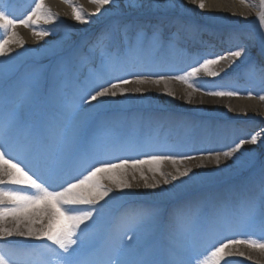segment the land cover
I'll use <instances>...</instances> for the list:
<instances>
[{
  "label": "bare ground",
  "instance_id": "obj_1",
  "mask_svg": "<svg viewBox=\"0 0 264 264\" xmlns=\"http://www.w3.org/2000/svg\"><path fill=\"white\" fill-rule=\"evenodd\" d=\"M34 2L0 0V7L11 18L19 20L30 14ZM201 2L203 9L199 8ZM44 4L54 21L61 22L40 20L29 27L18 25L16 34L5 46L4 56L0 57V106L3 105L0 121L8 116L7 100L15 99L27 125L33 122L41 127L51 125L61 133L67 130L69 138L78 131L82 141L102 134L106 125L111 126L108 135H128L129 131L143 137L161 135L158 141H153L156 146L148 147L146 152L128 151L119 155L129 160L151 153L170 154L176 158L175 163L169 159L158 165H144L139 170L127 169L126 175L120 178L130 183L131 188L123 190L108 179L113 174H101V182L111 189L109 196L100 201V204L112 202L108 214L111 235L114 231L117 239L133 248L163 249L167 245L165 242H181L183 238L179 232L190 233L191 222L200 224L203 217L211 219L214 210L225 202H238L259 194L264 175V99H261L264 77L259 71H250V66L261 69L264 62L257 55L254 57L259 59L258 63H251L250 55L258 54L259 39L264 46V20L261 19L264 17V0H114V6L100 5L93 0H44ZM75 10H81L90 22L80 24L74 17ZM92 13L100 15L90 16ZM251 20L254 22L246 24ZM137 26L142 27L146 35L157 26L165 38L179 34L176 47L156 50L157 55L168 58L170 64L159 66L154 61L144 60L154 50L147 44L142 54L129 50L125 53L126 48L135 43ZM43 30H50V34L44 37L35 34ZM5 38V30L0 29V41ZM89 46L94 48L96 55L88 50L90 55H87L83 51V47ZM235 50L242 51L239 58L231 55ZM109 53L114 57H128L137 62V66L141 64L129 72L116 68L108 71L119 76H147L150 82L121 85L127 95H120L119 90L114 89L118 92L115 97H99L91 104L85 103L79 115L66 113L70 105L64 104V100L69 102L76 93L73 77L81 76L87 68L105 72L104 62ZM184 55L188 56L187 60ZM220 56L225 59L209 68L219 75L210 76L203 68L193 74L192 70L205 59ZM78 57H84L83 62H78ZM61 66L70 67V75L65 72L59 91H54L56 70ZM179 75L186 79L154 83L160 76ZM84 77L90 87L88 76ZM34 88L38 91L33 92ZM136 88L141 92H135ZM220 90L235 91L238 95L206 94ZM29 94L31 99H27ZM47 99L54 101L55 110L66 113L51 124L48 123L50 109L45 105ZM161 122L163 127L158 125ZM253 136L257 138V144L250 142ZM240 140L248 142L231 157H225L223 152L231 151ZM200 144L210 146L201 148ZM159 145L161 148L156 149ZM178 147L182 148L175 150ZM217 154L220 155L219 163ZM186 156L194 158H183ZM254 166L257 169L253 171ZM185 170L188 176H179V172ZM174 176L179 178L174 180ZM165 180L169 183H164ZM5 226H13L11 219ZM34 227L40 229L42 225ZM241 228L233 231L218 228L212 235L217 238L214 243L199 244L188 257L191 264H208L210 249L223 239L248 238L264 242V230ZM174 234L177 235L175 241L172 239ZM129 235L133 236L132 240H128ZM11 239L59 251L48 241ZM7 247L8 241L0 240V252ZM53 255L50 258L47 254V264H58V260H53L58 257ZM224 259L233 264H264V250L246 244L232 245L225 249ZM221 264H224L223 260Z\"/></svg>",
  "mask_w": 264,
  "mask_h": 264
},
{
  "label": "snow or ice",
  "instance_id": "obj_2",
  "mask_svg": "<svg viewBox=\"0 0 264 264\" xmlns=\"http://www.w3.org/2000/svg\"><path fill=\"white\" fill-rule=\"evenodd\" d=\"M93 2L114 6V0H93ZM199 8H204L202 2ZM99 15L100 13L90 14V16ZM74 17L80 24L90 22V19H85L81 10H75ZM261 19L264 20V17ZM40 20H44L45 23L55 22L50 9L45 8L44 0H35L30 14L19 20L11 18L10 14L0 7V29L5 30L7 34V38L0 41V57L4 56L5 46L16 34L15 28L18 25L29 27ZM35 34L44 37L50 34V30ZM178 41V33L165 38L157 26L146 35L143 28L137 26L135 43L129 51L138 53L146 44L154 50L165 46L174 48ZM231 55L239 58L242 51H232ZM222 59L225 57L207 58L192 72L195 74L203 68L210 76H217L219 73L209 71V68ZM83 60L84 57H78V62ZM136 66L137 62L130 61L128 57H114L109 53L104 62L106 71L101 74L103 82L97 78L95 72L91 73L87 95L80 97L79 106L73 105L71 111L79 115V112L84 110L83 104H91L99 97H115L118 92L114 89L119 90L120 95H127L121 85L133 82L149 83L147 76H119L113 71H108L116 68L129 72ZM250 71H259L264 77V68L257 69L252 65ZM65 72L70 75V67L61 66L56 70L57 83L54 91H59ZM166 79L183 81L186 77L160 76L154 83L159 84ZM36 91L38 89L34 88L33 92ZM134 91L141 92V89L136 88ZM167 94L172 95L171 92ZM206 94L219 97L238 95L235 91L223 90ZM31 98L29 94L27 99ZM261 99H264V96H261ZM7 103L8 116L0 121V240H7L8 247L0 252V264H37V261L39 264H47L45 257L49 252L58 257V264H191L188 257L196 251L199 244L211 240L218 228L231 229L242 226L259 227L264 230V175H262L258 195H249L238 202H225L214 210L211 219L203 217L200 224L191 229L190 233L179 232L183 238L181 242L169 244L163 249L154 248L151 251H145L142 246L133 248L131 244H125L108 231V214L112 202L100 204V201L109 196L111 189L101 182V174H113L109 175L108 179L117 188L123 190L131 188L130 183L120 178L126 175L127 169L139 170L144 165H158L169 159L175 163L176 158L170 154L159 153H151L131 160L122 158L120 153L156 145L149 137L108 135L111 127L108 125L105 126L102 134L87 141H82L78 131L69 138L67 130L61 133L59 129L51 126L45 130L27 125L16 107V100L8 99ZM247 142L240 140L231 151H224L223 155L231 157L234 151H239ZM250 142L258 143L255 136L251 137ZM219 160L220 155L217 154V163ZM179 176H188V171L179 172ZM179 176H174L172 179H178ZM164 183L167 184L169 181L165 180ZM98 204L99 208L96 207ZM9 219L12 227L5 226V222ZM88 221L91 223H86ZM36 224L42 227L36 229L34 227ZM81 225L86 226L81 228ZM13 237L48 241L51 245L57 246L59 251L51 247L40 248L21 240H12ZM132 239L133 236L129 235L128 240ZM172 239L175 241L177 235L174 234ZM241 244L264 250V242L255 239H223L210 249L211 259L208 264H221L222 260L224 264H233V261L224 259L225 249Z\"/></svg>",
  "mask_w": 264,
  "mask_h": 264
},
{
  "label": "rangeland",
  "instance_id": "obj_3",
  "mask_svg": "<svg viewBox=\"0 0 264 264\" xmlns=\"http://www.w3.org/2000/svg\"><path fill=\"white\" fill-rule=\"evenodd\" d=\"M257 9L256 8H254V11H256ZM252 21V20H251ZM251 21L250 22H248V23H246V24H250L251 23ZM61 21H55L54 23H60ZM258 54H256L255 52H253V53H251V57H253V56H257ZM254 61H259V59H256V60H254ZM253 61V62H254ZM133 174H134V172H133Z\"/></svg>",
  "mask_w": 264,
  "mask_h": 264
}]
</instances>
